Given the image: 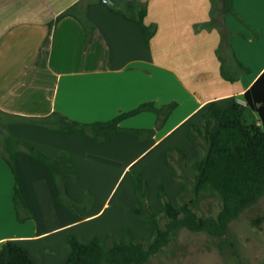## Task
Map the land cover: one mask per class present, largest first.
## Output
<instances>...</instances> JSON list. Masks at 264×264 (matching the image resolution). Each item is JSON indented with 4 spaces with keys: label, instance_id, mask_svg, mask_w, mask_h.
Masks as SVG:
<instances>
[{
    "label": "crops",
    "instance_id": "1",
    "mask_svg": "<svg viewBox=\"0 0 264 264\" xmlns=\"http://www.w3.org/2000/svg\"><path fill=\"white\" fill-rule=\"evenodd\" d=\"M104 1L116 8L143 4V22L154 26L149 43L129 19L137 5L125 17L106 6L89 7L102 0H0V118L10 121L8 128L21 141L55 158L57 170L72 167L74 177L63 181L74 200L85 202L84 192L90 198L87 211L60 205L49 169L19 153L14 162L31 214L20 223L13 174L0 156V245L15 242L33 264H65L69 236L121 244L125 229L134 238L153 234L136 214L134 184L129 179L123 186L129 171L150 177L160 170L174 199L181 187L170 178L167 162L180 171L173 150L182 151L191 175L202 151L187 140L190 126L201 128L211 103L221 110L234 102L245 106L242 95L264 71V0H232L234 13L221 16V29L208 26L213 0ZM144 103L176 106L158 129L149 111L120 123L154 130L143 139L104 130L101 140H90L80 131L61 133L36 123L53 112L83 123L106 122ZM111 183L110 195L101 198Z\"/></svg>",
    "mask_w": 264,
    "mask_h": 264
},
{
    "label": "trees",
    "instance_id": "2",
    "mask_svg": "<svg viewBox=\"0 0 264 264\" xmlns=\"http://www.w3.org/2000/svg\"><path fill=\"white\" fill-rule=\"evenodd\" d=\"M123 6L116 8L115 3L109 1L105 6L113 13L126 17V12H133L137 5L135 17L129 18L136 23L146 44L154 33V26H146L143 22L146 16V8L143 4L125 2ZM219 19L214 14L208 23L209 27L221 29V16L234 13L232 0H219ZM67 12L58 18L66 15ZM240 69L248 72V68L238 63ZM242 100L245 106L233 103L225 110L219 109L217 104L211 103L202 116L201 128L191 125L187 140L191 145L202 151V156L192 166L191 186L192 196L189 201H181L174 207L160 188L158 198L162 203L161 215L167 222L161 227L158 223V215L151 209L143 189L142 179L139 173L135 174V193L139 208L136 213L148 220L153 228V237L150 241H144L127 235L126 242L122 244L112 243L105 247L98 239L88 243L80 242L76 237H68L70 254L65 264H146L149 260L168 246L171 238L179 230L185 229L192 233H204L210 237L221 239L228 230L229 224L235 221L243 212L252 208L264 196V71L253 84L244 92ZM172 103L156 108L152 103H144L137 108L123 112L106 122L83 123L67 118L53 112L49 116L37 120V124L61 132L68 133L80 131L86 134L90 140H101L100 131H109L112 134L120 132H132L143 139L150 136L154 130L124 129L120 123L141 112H153L157 116V126L160 128L167 116L175 108ZM250 109L256 113L258 122L249 124L244 117V111ZM10 121L0 118V137L2 138V150L0 156L8 164L14 178L13 205L18 222L22 223L30 218V210L20 185L14 157L19 153L43 163L51 172L57 188V202L65 207L80 208L83 202L74 200L65 188L64 178L74 177V171L68 166L65 171H59L55 167V158H48L41 152L26 144L12 134L8 126ZM179 154L176 160L177 167L183 174L173 170V176L178 179H186V165L184 155L180 149L173 150ZM170 157V154H169ZM65 160L68 159L64 156ZM174 167V166H173ZM179 198L187 191L185 183L181 181ZM203 198L215 199L219 204V210L213 214L210 210L206 215H199L196 206ZM193 201V204L190 202ZM26 213V217L22 216ZM262 218L251 221L257 226ZM0 264H33L32 260L18 244L7 241L0 245Z\"/></svg>",
    "mask_w": 264,
    "mask_h": 264
},
{
    "label": "rangeland",
    "instance_id": "3",
    "mask_svg": "<svg viewBox=\"0 0 264 264\" xmlns=\"http://www.w3.org/2000/svg\"><path fill=\"white\" fill-rule=\"evenodd\" d=\"M218 1V2H217ZM215 11V16H218L220 13L219 0H213ZM94 5V4H92ZM89 6L93 10H101L104 8L105 1L102 0V3L98 6ZM244 117L247 123L252 124L257 120V115L250 109L244 111ZM4 121V120H3ZM9 127V126H8ZM9 129V128H8ZM9 131L12 133L11 129ZM13 134V133H12ZM18 138V137H17ZM29 145V144H28ZM2 150V138L0 137V152ZM200 150V149H199ZM169 169L171 171L170 178L178 182L180 187L182 185L181 181L185 183L187 191L182 194L181 199L179 198V192L174 195V199H169L167 191L171 193V186L167 180V177L163 175L160 170L157 172L152 171L150 177H142L139 171L136 168H133L129 171L127 177L123 181V186L130 179L134 184V197L137 202V208H139V203L137 201V196L135 193V174L139 173L141 175L143 189L146 193V199L150 206V209L158 215V223L162 227L166 218L161 215L162 203L158 198V193L160 188L164 190L167 198L174 207H177L181 201H189L192 196V186L191 175L187 176L186 179H183L178 176V180L173 176V170L175 167L171 162H167ZM176 169V168H175ZM190 174H192V166H190ZM128 170H125V172ZM177 173V170H176ZM178 174H183L180 170ZM118 173L116 174V178ZM115 178V179H116ZM69 179H72L69 176ZM113 183L109 184L108 191L100 192V197L105 198L110 195V190ZM167 190V191H166ZM149 191L151 195L149 196ZM85 202L83 206L85 208L81 210H86L88 204L90 203V198L86 192H84ZM193 204V201L190 202ZM81 208V207H80ZM197 212L199 215H206L210 210L213 214H216L219 210V204L215 199L203 198L197 203L196 206ZM80 210V209H79ZM137 214V213H136ZM148 222L146 218L139 215ZM262 218V221L257 225L253 226L251 221L255 218ZM150 225V223L148 222ZM151 226V225H150ZM152 227V226H151ZM127 229L124 230L126 240L127 235L129 234ZM130 235V234H129ZM131 236V235H130ZM132 237V236H131ZM144 241H150L153 237V234L150 236H141ZM134 238V237H133ZM126 240L124 242H126ZM103 243L105 247H110L113 243L111 239L99 241ZM122 242V243H124ZM121 243V244H122ZM117 244V243H116ZM264 261V196L254 205L252 208L243 212L235 221L229 224L226 235L221 238H213L204 233H192L185 229L179 230L171 238L170 243L166 248H164L157 255L152 257L146 264H261Z\"/></svg>",
    "mask_w": 264,
    "mask_h": 264
},
{
    "label": "built area",
    "instance_id": "4",
    "mask_svg": "<svg viewBox=\"0 0 264 264\" xmlns=\"http://www.w3.org/2000/svg\"><path fill=\"white\" fill-rule=\"evenodd\" d=\"M243 105H244V103H243Z\"/></svg>",
    "mask_w": 264,
    "mask_h": 264
}]
</instances>
